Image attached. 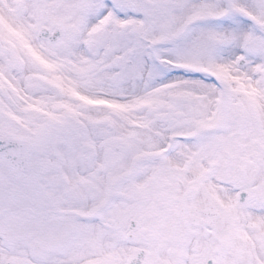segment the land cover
I'll return each instance as SVG.
<instances>
[{
    "label": "snow or ice",
    "instance_id": "6c2138e0",
    "mask_svg": "<svg viewBox=\"0 0 264 264\" xmlns=\"http://www.w3.org/2000/svg\"><path fill=\"white\" fill-rule=\"evenodd\" d=\"M0 264H264V0H0Z\"/></svg>",
    "mask_w": 264,
    "mask_h": 264
}]
</instances>
